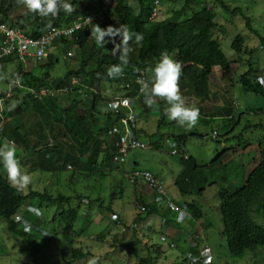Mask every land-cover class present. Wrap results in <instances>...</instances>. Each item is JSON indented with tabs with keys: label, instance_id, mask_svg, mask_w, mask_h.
Wrapping results in <instances>:
<instances>
[{
	"label": "rangeland",
	"instance_id": "rangeland-1",
	"mask_svg": "<svg viewBox=\"0 0 264 264\" xmlns=\"http://www.w3.org/2000/svg\"><path fill=\"white\" fill-rule=\"evenodd\" d=\"M129 1L136 6V0ZM224 1L230 5L231 9L241 8L244 14L250 17L254 32L246 26L242 15L225 12L217 0H198L188 10L186 16H192L203 7L211 8L217 13L215 22L221 28L214 31V36L221 43L227 58L232 61L230 72L222 71V73L226 77L225 97L233 103L234 120L200 115L198 123L192 128H187L168 120L167 117L164 123L157 120L154 113H161L162 106L155 105L149 115L148 131L151 133L160 130L168 136H184L186 142L184 149L198 162L199 168L194 175L196 185L200 184L186 196L180 193L176 180L182 172H187V165L183 163L180 149L173 140H165L162 147L157 150L152 146L153 148L130 152L125 164H116L117 169L106 175H102L105 170L102 167H97L95 173L88 177H83L79 173L74 175L71 170H63L56 174L36 170L32 174L31 184L22 191L28 194L30 190H33L48 193L54 197L60 194L73 196L75 198L71 207H79V217L72 226H68L59 215L62 210L69 208L68 204H54L40 197L27 199L15 219L21 220L22 228L29 233L34 232V236L38 239L34 240L35 243L28 244L23 238L11 234L7 222L0 219V264H136L134 251H130L126 246L129 241L138 240V236L142 247H137L143 252L149 249H152L151 252L154 255L157 254L158 249L166 252L164 256L163 253L162 256L160 253L155 255L157 264H183L184 257L182 258L178 252L183 246V241L179 242L180 248H171L169 240L167 242L161 240L167 226L172 227L175 218L178 221L181 214L172 209L167 214H162L165 212H162V207L168 208L169 202H173L175 206L194 202L202 209L205 227L203 229L204 231L206 229L208 241L207 238L206 242L203 240L201 232L196 231L191 235L194 239H202L204 244H209L212 258L208 264H264V247L247 250L242 255L230 253L227 241L222 236L223 222L219 197L220 191L233 192L236 187L245 184L248 166L255 163L256 160L253 161V159L260 154L259 143L264 148V93L258 90L248 91L241 83V75L250 68L264 76V0ZM11 3L13 5L9 13L14 21L27 20L29 11L18 4L17 0H11ZM182 5V1L171 3L162 0L159 20L170 17L172 10L180 9ZM27 25L32 24L29 21ZM238 34L243 35L244 45H246L244 52L240 54L232 49L233 40ZM88 43L93 45L94 39H90ZM80 50L78 45L57 44L52 52L57 53L59 61L54 63L52 75L64 76L71 71L76 76L77 72L81 71L84 60L87 63L85 69L88 70L92 62H95L96 54L93 52V56L88 59L91 50L84 55ZM68 52H73L74 56L68 58ZM81 84H84L82 80ZM8 85H10L9 76L0 77V94L6 93ZM93 89L99 93L100 87L97 82L94 83ZM68 96L70 94L65 97ZM89 96L93 97L92 94ZM87 97L88 95H85V98ZM211 97H213L212 94ZM160 100L163 102L162 99ZM88 101L90 102L91 99L89 98ZM167 106L166 104L165 108ZM214 133L216 137H213ZM155 138L154 135L141 137L149 145H153ZM173 151H178L179 154L173 155ZM99 155L101 157L102 153ZM135 162L139 163L141 169H149L161 177L159 179L164 184L168 198L167 201L158 197L157 205H161V207L157 206L158 213L150 216H143L144 214L141 213L145 218L141 222V228L138 227L136 230L138 236L133 233L134 231H127L126 234L123 232L124 229L133 225L132 223L135 219L137 220L140 213L135 197L136 188L130 183L128 177ZM203 177L206 181H201ZM200 188H204L203 192H199ZM77 196L85 197L84 203L80 204ZM95 199H101L102 202H94ZM100 203L104 205L103 208H100ZM263 204L264 195L252 208V218L260 226H264ZM112 210L120 216L122 226L112 220ZM190 214L188 217L193 219L194 215L190 216ZM164 220L168 222H165L167 226L163 223ZM145 240L147 243L143 245L142 241ZM78 248L84 251L94 249L95 257L91 254L85 260L71 263L73 252ZM96 257L99 258L98 261Z\"/></svg>",
	"mask_w": 264,
	"mask_h": 264
},
{
	"label": "trees",
	"instance_id": "trees-1",
	"mask_svg": "<svg viewBox=\"0 0 264 264\" xmlns=\"http://www.w3.org/2000/svg\"><path fill=\"white\" fill-rule=\"evenodd\" d=\"M154 1L136 0L137 4L134 6L129 0H114L110 16L104 21H97L95 23L99 24L102 29H107L109 26L114 27V29H120L121 26L126 25L132 34L127 45L131 49L128 54L129 63L127 66H124V75L122 77L112 79L107 76L108 67L120 64L119 57L121 53L114 49V44L120 43V36L116 35L114 42L109 40L111 38L106 37L109 43L105 42L102 46H98L95 39L91 36V31L86 30L81 31L77 35L78 39L65 41V43L78 45L81 49L80 51H82V55L87 54L88 50H91L88 59L94 53L96 54L95 62H92L88 70L85 69L87 63L84 60L81 65V71L77 72V75L88 77L90 78L89 80L83 77L80 78L77 75L74 76L71 71L64 76H53L51 70L54 68V55L49 57L47 63L38 62L39 74L25 73L24 63L11 57L5 58L1 62L0 73L4 74L9 67L13 68V71L8 73V76L9 82L15 86V93H23L26 88L39 89L42 87H50L57 89L67 87L71 86L72 79L75 78L78 80L80 78L89 88H93L95 82L98 83V86H102L104 82L118 84V87L124 86V90L129 91L126 96L135 97L138 92L135 77L141 72L153 76L152 69L159 62L161 53L167 51L182 65V76L179 81L180 89L184 90L186 88L190 95L202 101L208 100L211 97L209 80L213 74V68L218 66L225 73L230 72L232 68V61L227 58L223 52L221 43L214 36V31L221 28L215 22L217 13L211 8L203 7L197 12H194L192 16H186L188 10L198 0H167L171 3L182 1L183 5L180 9H173L172 15L166 19H151V10ZM67 2L72 3L75 9L71 14L61 10L56 17L41 18L39 15L29 12L27 20L18 19L15 22L9 13L13 5L11 0H0V21L6 22L11 26H19L28 34L36 36L39 32L47 28L69 25L77 18L97 11L105 0H67ZM217 2L225 12L231 13L232 15H242L246 21V26L254 32L250 17L246 16L241 8L236 7L231 9L230 5L224 0H217ZM184 16L185 18H182ZM29 21L32 25L26 26ZM136 33L143 35L142 42H136ZM90 39H94L93 45L88 43ZM57 44L62 43L58 42ZM244 44L245 39L243 35L238 34L233 40L232 49L240 54L244 52L246 47ZM257 75L260 76L259 71L254 72L250 68L241 75V83L248 91L253 92L258 90L264 93L256 81ZM15 80H19L24 88H19L14 84ZM84 84L82 86L78 83L73 86V91L79 90V92L83 91L81 93H85L87 89ZM255 87H257L256 90ZM12 93L13 91L10 89L8 93L0 94V97L5 98L3 105L5 119H14L19 115L27 119L29 112L34 115L38 109V105H41V103H45L44 106L49 110V112H42V117H40L42 122L39 121L38 127L46 132L47 126L49 125L51 128H49L51 130V137L54 138L53 143L48 142L47 138L41 141L39 139L40 143L39 141L33 143L29 147L30 151L27 154L33 159L34 166L39 170L56 174L60 171L68 170V165L71 163L74 168L72 167L69 170L73 171L74 175L79 173L83 177H88L95 173L97 167L105 169L102 175H106L111 173L112 170L117 169V165L114 162V154L116 151L114 145L112 149L110 148L111 151L109 149L107 150V154L104 155L105 157L102 161L98 162L97 160L101 153L100 146L103 135L106 133L110 137L109 130L119 122L121 116L126 115L125 111H110L107 126L97 132H92L89 128L90 122L87 121L89 119L88 114L92 112L91 110L90 112L85 110V113L79 114L78 104H74L65 109L58 105L57 96L37 99L27 92H25L26 97L22 103H18L14 98L15 96L11 95ZM91 94L93 97L98 96L94 91ZM65 112L71 113L74 117L64 115ZM230 119L234 120V117ZM77 123H80L84 129V139L83 142L81 141L80 148H77V151L80 156H88L86 162H81L80 157L72 159L71 156L64 155L60 152V143L58 141L68 136L69 140H72L73 138L70 136L72 128ZM62 128L67 129L68 134L65 131L63 133ZM11 130L10 123L6 122L3 134L11 133ZM135 130L136 128L134 129V134H136ZM176 138L178 140L180 137ZM259 146L260 154L258 161L247 176L245 184L241 187H236L233 192H230V190H222L219 193L223 222L222 236L225 237L229 251L233 255H242L247 250L264 247V226L258 225L252 218L253 205L264 195V148L261 143H259ZM25 148L27 149L28 146ZM182 161L187 165V172H182L177 178L176 186L180 193L186 196L192 193V190L200 184L198 183L196 185V177L194 175L198 171L199 166L194 157H189L188 159L182 158ZM82 165L84 166L82 167ZM201 181H206L205 177ZM203 190L204 188H200L199 192H203ZM35 197H40L44 201L49 200L54 204H68L69 208L59 213L61 219L68 226H72L77 221L80 212L79 207H71V203L75 197H68L61 194L54 197L48 193H39L33 190H30L28 194H24L22 190H18L9 183L7 175L0 173V219L7 222V227L11 234L23 238L28 244L35 243L34 240L38 238L34 236V232L30 231L29 233L23 229L21 220L15 219V216L19 213L21 206L27 199ZM77 198L80 200V204L84 203L83 201L86 199L82 196H77ZM89 201L92 202V200ZM100 201L101 199H95L94 202ZM138 203L147 206V212L143 216H150L159 211L157 206L147 205L141 199H139ZM103 207L104 205L100 203V208ZM262 207H264V204ZM186 209L192 216L194 215L196 220L204 218L202 209L196 203H186ZM143 216L139 213L138 218H136L137 220H143L145 218ZM34 229L37 228L34 227ZM137 246L142 247L140 241L137 239L131 242L129 241L126 246L130 251H134L136 264H157L155 255L161 253L159 249L156 250L155 247L157 254L154 255L151 252L152 249L143 252ZM91 254L93 255L90 251H84L81 248L75 249L71 263L85 260ZM96 260L98 261L99 258L96 257Z\"/></svg>",
	"mask_w": 264,
	"mask_h": 264
},
{
	"label": "crops",
	"instance_id": "crops-1",
	"mask_svg": "<svg viewBox=\"0 0 264 264\" xmlns=\"http://www.w3.org/2000/svg\"><path fill=\"white\" fill-rule=\"evenodd\" d=\"M56 54L57 53H55V52L51 53V55L55 56V57H53V59H54L53 62L59 61V57ZM37 64H38V62L32 61V60L28 61L27 63H24L25 73L39 74L40 69L37 67ZM12 71H13V68L9 67L6 71V73H4V74L0 73V77H3V78L8 77V73H11ZM225 78L226 77L223 76V73H222V70L220 69V67H218V66L214 67L213 68V74L210 76V80H209L210 91H211V94L213 97H210L208 100L202 101V100L196 98L195 96L190 95L185 88L184 90H181V92H182V95L186 101V104L187 105H195L196 107L199 108L200 115H205L206 117H213L215 119L233 118L234 117L232 115L234 112L233 111V103H231V101L225 97V92H224L225 91L224 89L226 87ZM78 81H79V85H82L80 78H78ZM118 86L119 85L115 84V83L111 84V83H105L104 82L102 84V86H99L100 91H98L99 93H97L95 89L89 88L85 85V88L87 89V90H85L86 91L85 93H81L83 91L79 92V90H78L75 92L73 91L70 94V96H68V97H60L59 96L57 98L58 99L57 103L60 107L65 108V109L73 106L74 104H78L79 105V110H78L79 114L85 113V110H88V111L91 110L92 112H91V114L90 113L88 114L89 119L87 121L90 122L89 128L91 129V131L97 132L100 129L105 128L108 124L107 120H108L109 115H110L109 113L112 109L109 107V105L114 103L113 100H111V99H113L116 96H126L127 93L129 92L127 90H124V86H121V87H118ZM11 88H12V84L10 83V85H8V89L6 90V92L8 93ZM14 88H15V86H13V88H12L13 93L11 95L15 96L14 98L18 103H22V101L26 97V93L25 92L15 93ZM93 91L95 93H97L98 96L91 98L89 96V94L91 95V93ZM85 95H88V97L85 98ZM89 98L91 99L90 102L88 101ZM130 103L134 106L136 113H137V123H136V130H135L136 134L135 135L139 139H141L142 136L154 135L156 138L154 140L153 145H151V148L154 147V149H156V150L159 147H162L161 145H163L165 143V140H167V141L173 140V142L177 143V146L180 149L179 152L181 153V156H182V154H186L188 158L193 157L189 153H187L186 150L184 149L186 147V142H185L184 136L182 137V135H176V136L172 137V136H168L167 133L160 132V130L153 132V133L148 131L149 115L151 113L150 111L152 108H154L155 105H159V107L162 106L163 110L161 113L155 112L154 117L157 120H159L160 122L162 121V123H164V121L166 120V115L164 114V109L166 106L165 101L162 102L160 99L156 98L155 103H153L152 106L150 107L148 105V103L146 102L144 94H142L140 96L132 97V100H130ZM44 105H45V103H41V105H38V109H37V111H35L34 115L29 112L27 119L20 116V115L14 119H12V118L6 119L5 124H6V122H9L11 125V128H12L11 133H6L3 135H0V145H2L5 141H14L15 142V144L17 146V157L20 160L23 169L26 172H28L31 175V177H32V174L36 170H39V169L36 166H34L33 159L29 155H27L28 151H30L29 147L33 143L38 142L39 139L41 141L42 139L47 138L48 142H50L51 144L53 143V140H54V138L51 137V130H49V128H50L49 125L47 126L48 128H47L46 132H44L43 129H40V127H38L39 121L42 122L41 118H40V117H42V112H45V111L49 112V110ZM88 111H86V112H88ZM64 115H66V116L69 115L70 117H74L69 112H65ZM62 130H63V133H64V131L67 133V131H66L67 129L62 128ZM83 130L84 129H83L82 125L80 123H77V125H75L72 128V132L70 135L73 139L69 140V136H68V137H65L62 140L58 141V143H60V152L62 154H64V155L66 154L67 156H71L72 159L76 158V157H80L81 162H86L88 159L87 158L88 156L87 157L86 156L85 157L80 156L78 151H77V148H80L79 146L81 144V141L83 142V139H84ZM48 135H49V138H48ZM176 137H180V138L177 140ZM40 141H39V143H40ZM101 141L102 142H101V146H100V151H101L102 155H101V157H100V155L98 156V160H97L98 162H100L104 159V157H105L104 155L107 154V150L108 149L110 150V148L112 149L113 145H114V139L111 137H108L106 135V133L103 135V140H101ZM26 146H28L27 149L25 148ZM236 151H240V150H236ZM246 151H248V150H246ZM173 155H175V154H173ZM258 157H259V155L255 159H253V161L256 160V162H257ZM256 162L252 163L251 164L252 166L251 165L248 166L249 170L247 172V176L249 175V173L253 169V167L256 165ZM68 166L73 167L71 165V163ZM83 166L84 165H82V167ZM68 170H69V168H68ZM135 170H143L140 168L138 162L134 163L130 172H133ZM146 171H150L154 175L157 176V174H155L153 171H151L149 169H146ZM0 173L3 175H7L2 164H0ZM130 174H128V175L130 176ZM247 176H246V179H247ZM157 177L161 178L159 176H157ZM223 178L226 179V177H223ZM134 187L136 188L135 197H136L137 203H138L139 199H141L147 205L149 204V205H155V206L161 207V205H157L158 195L155 194L154 192H151V189L145 183H143V182L138 183L137 182L134 185ZM161 199L167 200L166 198H161ZM178 206L180 208L186 209V204H184V205L178 204ZM169 210H171L169 207L168 208L162 207V212L165 211L162 214H164V215L167 214ZM172 210H175V209H172ZM113 215H117V214L114 213V211L112 210V216ZM181 215L182 214H180L178 221H176V218H175V221H174L172 227H168L167 224L165 223L167 221L164 220L163 223H165V226H167V230L164 234H162V236H166L167 240H169L171 243H175V245L177 244L176 245L177 248L181 247L179 245V242L183 241V246L180 248V250L178 252L182 255V258L184 257V259H183L184 263L183 264H189L190 260H189V257L187 256L186 253L189 251H192L193 254H199L200 247L202 246L204 241H206V238L208 241V235L206 233V229H205V231L203 229V228H205L203 219L196 220L194 218L192 219L191 217H187V219H186L184 216L181 217ZM190 216H191V214H190ZM115 222H116V224L118 223L119 226L123 225L120 216H118V220ZM141 222H142L141 219L140 220L135 219L134 222L132 223L133 225H131L130 227H127L126 229L123 230L124 234H126L127 231H130V232L134 231L133 233L138 236V231L136 233V230H138V227L141 228ZM196 231L201 232V235L205 239L203 238L204 241H202V239H194V242H197L199 245L196 248L191 249L190 248V242L188 240V236L191 235L193 232H196ZM134 236L135 235H133V237ZM137 238L139 240V236ZM183 238H184V240H183ZM145 243H147V240L142 241L143 245ZM200 243H201V245H200ZM88 251H90L91 253L95 252L94 249H90ZM160 252H161L160 253L161 256H162V253H163V256L166 254V252L163 249ZM93 255H95V254H93Z\"/></svg>",
	"mask_w": 264,
	"mask_h": 264
},
{
	"label": "built area",
	"instance_id": "built-area-1",
	"mask_svg": "<svg viewBox=\"0 0 264 264\" xmlns=\"http://www.w3.org/2000/svg\"><path fill=\"white\" fill-rule=\"evenodd\" d=\"M114 0H105V2L100 6V8L86 16L77 18L69 25L64 26H53L45 29L42 32H39L36 36L28 34L25 30L21 29L19 26H11L6 22L0 21V64L5 58H14L23 63L28 61H36L40 63H47L49 57L52 53V50L59 42L65 43V41H72L78 39L77 35L81 31H92L94 24L97 21H104L110 16V11L113 7ZM160 0H155L152 5L151 10V19H156L159 16L160 11ZM106 39V38H105ZM106 43H109V40L106 39ZM67 44V43H65ZM120 43L114 44L115 46ZM74 56L73 52H68L67 57L72 58ZM153 76H149L144 73H139L135 77V84L138 86V92L136 96H140L143 93L140 91L141 85L138 83L139 80L143 79L146 82H151ZM264 77L262 75L256 78V81L262 88L264 92V84H261L258 81V78ZM79 82L77 79H72L71 86L62 87L53 89L50 87L42 88H26V91L37 99H44L45 97H65L73 92V86L77 85ZM19 88H24L19 80H15ZM3 97H0V135L3 134L5 128V116L3 115ZM132 97L129 96H116L113 98V104L116 107L112 108L111 111L123 110L126 115L121 116L119 122L111 127L109 130V136L114 139V147L116 149L114 154V162L116 164H125L130 152L135 150H143L151 148V145L146 144L141 139H139L134 134V129L136 128L137 123V113L134 106L130 103ZM216 133L213 134V137H216ZM173 154H179L178 151H173ZM182 158L188 159L186 154H182ZM69 169H72L71 166H68ZM130 183L134 186L137 182L145 183L158 197L167 198V192L165 190L164 184L161 180L150 171L146 170H135L131 172L129 176ZM167 206L170 209H175L177 212H181V217H187L189 214L186 209L180 208L178 205L175 206L173 202H169ZM139 212L144 214L147 212V206L137 203ZM112 220L117 221L118 216L113 215ZM203 237V236H202ZM204 238V237H203ZM205 239V238H204ZM162 242H167V237H161ZM188 240L190 242V248H196L197 243L194 242V236L189 235ZM206 242V241H205ZM204 242V243H205ZM202 244L200 247L199 254H193L192 251L187 252L189 257V264H202L207 261L210 262L211 249L209 244ZM171 248L176 247L175 243H170Z\"/></svg>",
	"mask_w": 264,
	"mask_h": 264
},
{
	"label": "clouds",
	"instance_id": "clouds-1",
	"mask_svg": "<svg viewBox=\"0 0 264 264\" xmlns=\"http://www.w3.org/2000/svg\"><path fill=\"white\" fill-rule=\"evenodd\" d=\"M17 3L41 18L56 17L61 10L68 14L75 10L73 4L67 2V0H17ZM116 35L120 36V44L116 45L115 48L121 54L119 57L120 64L112 65L107 69V76L112 79L124 75V66L129 63L128 54L131 51L127 45L132 34L126 25L121 26L120 29H114L112 26L102 29L99 24H94L91 31V36L98 46H102L107 42L106 37L111 38L109 40L114 42ZM135 40L137 43L142 42L143 35L136 33ZM152 72L153 77L150 83L143 79L138 81L141 85L140 91L144 94L148 105L151 107L156 98H160L168 105L164 109V114L168 120L175 121L181 127H194L199 121L200 110L195 105H187L182 95L179 87L182 76L181 63L167 51H164L161 53L159 62L152 69ZM258 81L264 84V77L258 78ZM25 92L27 91L25 90ZM109 107L114 108L116 105L110 104ZM0 164L3 165L7 173V179L13 187L22 190L31 184V175L23 169L17 157V146L14 141H5L0 145ZM205 264H208V262L205 261Z\"/></svg>",
	"mask_w": 264,
	"mask_h": 264
}]
</instances>
